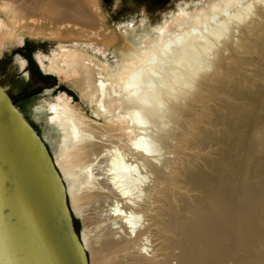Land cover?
<instances>
[{"label":"bare ground","instance_id":"1","mask_svg":"<svg viewBox=\"0 0 264 264\" xmlns=\"http://www.w3.org/2000/svg\"><path fill=\"white\" fill-rule=\"evenodd\" d=\"M195 3L108 30L101 0H0V56L54 42L38 66L100 120L31 107L89 264H264V0Z\"/></svg>","mask_w":264,"mask_h":264},{"label":"water","instance_id":"2","mask_svg":"<svg viewBox=\"0 0 264 264\" xmlns=\"http://www.w3.org/2000/svg\"><path fill=\"white\" fill-rule=\"evenodd\" d=\"M0 264H89L49 151L1 84Z\"/></svg>","mask_w":264,"mask_h":264},{"label":"rangeland","instance_id":"3","mask_svg":"<svg viewBox=\"0 0 264 264\" xmlns=\"http://www.w3.org/2000/svg\"><path fill=\"white\" fill-rule=\"evenodd\" d=\"M199 1L200 0H101L103 6V19L101 22H103L104 28H108L109 30V28L115 29L116 24L135 17L136 24L140 25L139 21L141 19L142 10H146V13L150 16L149 19L152 25L156 26L164 22L165 16L169 17L173 11V13H176V8H178L179 4H191L192 7L189 9H193L199 6V3H195ZM52 47H55V43L47 40V38L30 39L27 37L24 44L22 43L6 50L5 55L0 56V83L11 96L14 104L23 113L24 118L30 121L34 130L36 129L35 131L42 135L50 156L54 159L56 147L49 141V138H46L47 136L44 133V128L33 119L31 107L45 102V100L50 99V101H52V99H56L57 95L59 96L65 92L72 97L73 103L77 108L84 112L88 111V115H90L92 119L96 121L100 120L90 112L88 106L81 101L79 95L75 92V83L69 79L64 72L60 71L58 74L45 73L41 67L38 66L35 60V53L42 51L46 54ZM18 57L27 61L25 69L18 67ZM56 169L59 171L60 168L58 167ZM67 205L73 218L75 230L80 236L82 231L81 219L78 215H75L71 209V201L68 195Z\"/></svg>","mask_w":264,"mask_h":264},{"label":"flooded vegetation","instance_id":"4","mask_svg":"<svg viewBox=\"0 0 264 264\" xmlns=\"http://www.w3.org/2000/svg\"><path fill=\"white\" fill-rule=\"evenodd\" d=\"M13 100V99H12Z\"/></svg>","mask_w":264,"mask_h":264}]
</instances>
